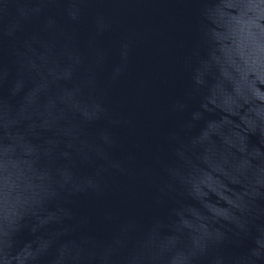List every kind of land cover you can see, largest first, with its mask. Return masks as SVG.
Listing matches in <instances>:
<instances>
[{
    "label": "water",
    "instance_id": "95a60500",
    "mask_svg": "<svg viewBox=\"0 0 264 264\" xmlns=\"http://www.w3.org/2000/svg\"><path fill=\"white\" fill-rule=\"evenodd\" d=\"M0 264H264V0H0Z\"/></svg>",
    "mask_w": 264,
    "mask_h": 264
}]
</instances>
